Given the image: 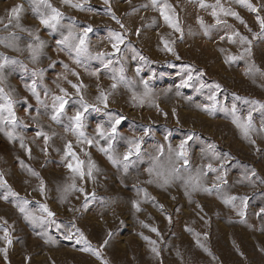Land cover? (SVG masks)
I'll use <instances>...</instances> for the list:
<instances>
[{"label": "rangeland", "instance_id": "rangeland-1", "mask_svg": "<svg viewBox=\"0 0 264 264\" xmlns=\"http://www.w3.org/2000/svg\"><path fill=\"white\" fill-rule=\"evenodd\" d=\"M47 2L63 13L56 30L40 23L50 9L39 0H0V62L15 61L0 79V105L10 100L15 117L13 125L7 111L0 113L7 118L0 122V177L6 182L0 187V237L7 229L11 239H0V250L6 249L0 264H264V36L257 22L264 18V0H248L255 12L237 0H159L171 5L181 32L168 26L151 0H72L82 8ZM16 5L22 6L19 27L14 19L9 24ZM89 26L92 55L113 51L112 32L124 36L120 51L104 61L80 57L76 63L75 53L57 41L69 27L80 33ZM37 36L44 46L33 59L28 44ZM69 82L83 83L84 101L103 109L85 113L80 142L68 119L81 109ZM33 83L36 95L28 87ZM61 88L69 102L53 121V98ZM100 91L109 94L107 108L96 99ZM213 94L217 108L205 111ZM106 113L124 117L113 141L115 157L143 137L140 156L127 170L99 150L107 141L96 129L112 123ZM249 116L246 137L233 120L243 124ZM190 134L185 165L175 154ZM69 143L76 160L65 155ZM77 160L85 173L89 161L95 163L91 178L69 170ZM209 163L217 171L209 172ZM9 189L17 195L4 199ZM227 197L237 199L225 204ZM21 200L28 201L27 212L45 217L42 224L25 219L17 207ZM40 205L54 215L47 217ZM81 233L87 244L77 242ZM88 245L100 255L83 251Z\"/></svg>", "mask_w": 264, "mask_h": 264}, {"label": "snow or ice", "instance_id": "snow-or-ice-1", "mask_svg": "<svg viewBox=\"0 0 264 264\" xmlns=\"http://www.w3.org/2000/svg\"><path fill=\"white\" fill-rule=\"evenodd\" d=\"M40 3L42 4H46L47 8L50 9L49 13L43 14L40 17V23L44 26H47L53 30H56L58 28V26H60V21L63 18V13H61L57 8L53 7L50 3L47 2V0H39ZM109 0H104L105 4H108ZM203 2V0H201V3ZM238 3L241 4H245L247 7L250 8L251 11L255 12L257 11L256 8H254L250 3H248V0H237ZM62 3L64 4H68L71 7L74 8H82L83 5L80 3H72V0H62ZM151 3L153 5V7H157L159 6V11H160V15L163 17L164 21L168 24L169 27L173 28L175 31L177 32H181V28L179 26V21L178 18L175 16L174 14V10H171V5L167 4L166 2L164 4H160L159 0H151ZM220 0H217V5H219ZM172 11V14H169V11ZM22 11V6L21 5H16L15 7H13L10 11V15H9V24H11L12 20L14 19L16 21L17 27H19V16H20V12ZM110 11V9H109ZM220 11L223 12L225 15H231L236 17L237 19H239V16L237 15V13L224 9V8H220ZM213 15L216 16L217 13L214 11ZM117 23H120L119 20L116 21ZM217 24H220L221 21L219 19H217ZM243 23V21H241ZM257 22L259 23L260 26V33L259 35L264 36V18H261L260 16H257ZM199 23L201 24V26H204V22L203 20H199ZM7 27V25H6ZM121 27H123V25L121 24ZM92 31L91 26L84 28L82 32L77 33L75 31L72 30L71 27H69L68 33L67 35H64L63 38L61 40L57 41L58 45H63L66 46L70 52H74L75 53V57H76V63H80V57H87L89 59H97V60H101L104 61L107 57L113 56L116 53H118L120 51V45L124 43V36L119 33V32H112L111 33V37L113 40L112 43V52H98L95 55H92L89 52L88 49V44H87V38H88V34ZM139 31V30H137ZM235 35H239V33H235ZM229 40L232 39L231 36L228 37ZM35 40L37 41V43L32 44L29 43L28 44V50L31 54V56L33 57V59H35L41 52L43 46H44V42L39 40V37H35ZM241 41L242 42H246L249 45L251 44L250 41H247L245 37H241ZM162 43L164 44L165 49H167L170 52H173L174 50L172 48L169 47V44L167 41L163 40L162 38ZM245 51L250 54V47L248 49H245ZM238 58H242V57H229V60H235ZM141 59H145L144 57H141ZM9 63H15V61H10L8 60L7 57L3 58V61L0 62V79H2V71L5 68L6 64ZM109 64H111V60L108 59L107 63L105 64V67H107ZM123 70H121L122 73ZM139 72V70H137ZM73 75H77L76 73H73ZM114 81L117 79L116 77L113 78ZM192 77L191 75H189L188 79L185 80L183 82L182 86H188V81L191 80ZM119 80L123 81L124 77L121 74L119 76ZM71 83V82H69ZM117 83L114 82L111 85L112 89H116L117 87ZM30 91H32V93L34 95H36V87H35V83H33L32 85L28 86ZM71 87L73 89H75V93L76 95L79 97V101L78 103H80L81 105V109L77 110L75 112L74 115H72L71 117H69V121H70V129L71 131L77 136L78 138V142H80L79 138L80 137H84V132H83V127H84V120H85V113H87L89 111V109L96 111V112H100L103 109L100 107H97L96 105H90L88 103H86L84 101V97L81 94V89H83L85 87V85H83V83H79V84H75V83H71ZM144 87H145V95H147V90H148V84L147 82H144ZM217 88H219V85H216ZM60 92L62 93V95H58L55 96L53 98V114L51 116V119L53 121H59L61 116L64 114V110H65V105L69 102L68 99H66V97H69V93L66 89L61 88ZM0 93H3V89L0 88ZM179 94V93H178ZM108 95L107 93H105L104 91H100L99 95L96 97L97 101L103 105L104 108H107V102H108ZM136 97L134 96L133 99H135ZM37 99L39 100V97L37 95ZM209 100L212 101V103L208 106H205L204 110L205 111H213L217 108V102H216V98L215 95H211L209 96ZM264 107V106H262ZM4 111H7L9 113V117H11V119L8 121L9 123H12L13 125L15 124V117L12 113V103L9 100V102L5 105H0V113H3ZM233 113H235V109L233 108ZM106 115H109L110 120L112 121L111 123V127L109 129H104L100 126L97 127L96 132L97 135L101 138L107 141V146L106 147H99V150L101 152H104L105 155H107L109 161L113 164V165H120L121 163L123 164L125 170H127L129 164L132 162L131 158L133 156L139 158L140 156V152H141V142L143 140V137H139V138H135L129 141V148L128 150L123 154L122 158H117L115 157L112 152H113V141L118 137V132H117V127L118 125L121 124L122 120L124 119V117L119 116V115H114L112 113H106ZM6 117H3L2 115H0V122L6 120ZM234 123L237 124V127L241 128L243 134L247 137L249 135V131L251 129V117L249 116V120L243 124H241L238 119H236L234 117L233 120ZM149 129H145V135L149 134ZM7 135L9 136V138H13V133L11 131H9L7 133ZM37 135H42V133H37ZM45 142L47 143L48 137L45 135L44 136ZM193 139V135L190 134L188 135L187 139H185L184 141H182L180 143V145L178 146V151L176 152V158L177 160H183L184 164L187 165L188 160H187V148L186 145L188 143L189 140ZM93 140L92 139H87V143L89 145L93 144ZM96 143L98 144V141H96ZM215 146L214 145H209V149L214 150ZM160 153L163 154V149H160ZM87 155V153H85ZM65 155L68 156L70 155L74 160H76V154L74 152H72V146L71 143L66 145V152ZM227 155V154H225ZM158 159L154 158V161ZM82 164L83 161H79L77 160L76 164L73 165L72 163H69L67 165V167L69 168L70 171H72L75 174H79L80 178L83 179L85 174L91 178L92 177V173L95 170L96 166L95 163L92 161H89L88 163V167H87V172L85 173V171L82 169ZM223 167V165H221V168ZM206 168L209 172H215L217 171L216 168L213 167V165L211 163H209L208 165H206ZM152 169H149V172L151 173ZM175 172H179V169H174ZM33 175H36V173H33ZM253 175H255V173H253ZM219 180L223 181V176H219L218 177ZM151 181H149L150 183ZM165 183H168V179L166 178L164 180ZM6 182L3 180L2 177H0V187L5 186ZM198 186V178H197V185ZM71 188H75V184H72L70 186ZM220 185L219 184H214L213 188L219 189ZM67 191V189H65ZM205 191H211V189H204ZM44 191V186H43V182H41V192L43 193ZM80 191H83V189H80ZM8 195H11L13 197H15L17 194L15 192H12L11 189L8 190V193L3 197L4 199L8 198ZM145 195H147L145 193ZM235 199H237L236 197H227L224 199V203L228 204L231 201H234ZM246 199V198H245ZM28 204V201L26 200H21L18 204L17 207L19 208L20 212L25 214V219L30 220L33 224L36 223H43L45 220V217L41 216V217H37L34 216L33 214L27 212L26 206ZM133 207L136 208L137 211H139V207L137 202H133ZM41 210L47 214V217H52L54 214L47 208L46 205H40ZM262 212H264V209L261 210ZM242 218L244 216V212L243 210H241L238 213ZM79 231V230H77ZM152 231H156V229H152ZM71 238V237H68ZM0 239H4L5 241H7L8 243H11V239L9 237V233L7 231V229H4V236L0 237ZM78 243L80 242H84L85 244H87V241L85 240V238L83 237V234H80V237L77 241ZM105 243H107V241H105ZM0 251H5L6 249L0 250ZM83 251H93L95 255L99 256L100 253L98 251H95L91 248L90 245L86 246ZM153 252H156V249L153 248L152 249Z\"/></svg>", "mask_w": 264, "mask_h": 264}, {"label": "trees", "instance_id": "trees-1", "mask_svg": "<svg viewBox=\"0 0 264 264\" xmlns=\"http://www.w3.org/2000/svg\"><path fill=\"white\" fill-rule=\"evenodd\" d=\"M152 64H153V66H154V65H156L157 67L159 66L157 63H154V62H152ZM157 67H156V68H157Z\"/></svg>", "mask_w": 264, "mask_h": 264}]
</instances>
